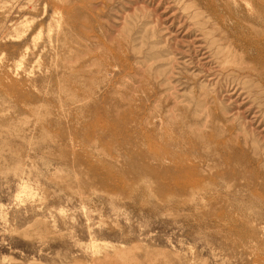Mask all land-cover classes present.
<instances>
[{
  "label": "rangeland",
  "instance_id": "obj_1",
  "mask_svg": "<svg viewBox=\"0 0 264 264\" xmlns=\"http://www.w3.org/2000/svg\"><path fill=\"white\" fill-rule=\"evenodd\" d=\"M250 1L0 0V264H264Z\"/></svg>",
  "mask_w": 264,
  "mask_h": 264
},
{
  "label": "bare ground",
  "instance_id": "obj_2",
  "mask_svg": "<svg viewBox=\"0 0 264 264\" xmlns=\"http://www.w3.org/2000/svg\"><path fill=\"white\" fill-rule=\"evenodd\" d=\"M246 2H247V0H246ZM250 3L252 4V6H253V8L255 10V12H253V13L256 16L259 24L262 27H264V2H260L258 0V2L250 1ZM257 32H258V38L259 39H249V38H247L249 36L254 37V36H252V34H254V32H252V33L249 34V36L245 37V41L248 44L253 45L255 48H257V49L262 51V50H264V30H262V32H260V31H257Z\"/></svg>",
  "mask_w": 264,
  "mask_h": 264
}]
</instances>
